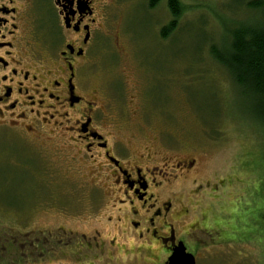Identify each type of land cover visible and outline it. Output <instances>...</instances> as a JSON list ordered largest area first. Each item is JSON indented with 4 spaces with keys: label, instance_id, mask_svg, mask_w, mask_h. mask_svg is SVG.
<instances>
[{
    "label": "rangeland",
    "instance_id": "rangeland-1",
    "mask_svg": "<svg viewBox=\"0 0 264 264\" xmlns=\"http://www.w3.org/2000/svg\"><path fill=\"white\" fill-rule=\"evenodd\" d=\"M109 1L107 36L94 54L90 80L92 91L104 93L96 96L104 128L132 147L135 158L151 153L145 162L152 165L194 161L173 186L181 190L180 233H189L198 264H264V131L210 53L212 44H223L225 26L250 12L237 0H178L175 18L169 0L155 7L148 0ZM172 23L175 28H168ZM7 130L0 124V264L166 259L157 245L138 250V241L107 221L112 203L96 210L84 200L87 194L65 188L99 181L91 170H77L62 138ZM196 222L210 230L195 231ZM60 226L78 236L98 229L105 249H61L54 237L68 233ZM112 237L115 248L108 245Z\"/></svg>",
    "mask_w": 264,
    "mask_h": 264
},
{
    "label": "flooded vegetation",
    "instance_id": "flooded-vegetation-1",
    "mask_svg": "<svg viewBox=\"0 0 264 264\" xmlns=\"http://www.w3.org/2000/svg\"><path fill=\"white\" fill-rule=\"evenodd\" d=\"M109 2L0 0V124L26 137L62 138L77 170H91L99 181L65 188L87 194L84 200L96 210L112 203L107 221L138 241L140 251L157 245L166 255L158 264H166L180 242L191 253L185 238L189 233L179 229L183 216L176 215L181 190L173 185L195 164L182 160L152 165L145 162L152 159L151 153L135 158L132 147L104 128L96 99L104 93L92 91L90 80L94 54L101 37L107 36ZM194 224L195 231L210 230L203 223ZM58 230L68 233L54 237L61 249L75 245V254L105 249L106 239L98 229L77 233L80 236L61 226ZM75 239L78 242L72 244ZM107 241L116 247V237Z\"/></svg>",
    "mask_w": 264,
    "mask_h": 264
},
{
    "label": "trees",
    "instance_id": "trees-1",
    "mask_svg": "<svg viewBox=\"0 0 264 264\" xmlns=\"http://www.w3.org/2000/svg\"><path fill=\"white\" fill-rule=\"evenodd\" d=\"M160 1L148 0V3L150 7H155ZM237 1L251 16L227 24L223 44H212L210 53L226 69L237 89L247 97L251 119L264 131V0ZM168 5L177 18L181 14L179 1L169 0ZM168 28H175V24Z\"/></svg>",
    "mask_w": 264,
    "mask_h": 264
},
{
    "label": "water",
    "instance_id": "water-1",
    "mask_svg": "<svg viewBox=\"0 0 264 264\" xmlns=\"http://www.w3.org/2000/svg\"><path fill=\"white\" fill-rule=\"evenodd\" d=\"M166 264H196V259L192 253L187 252L185 245L180 242Z\"/></svg>",
    "mask_w": 264,
    "mask_h": 264
}]
</instances>
